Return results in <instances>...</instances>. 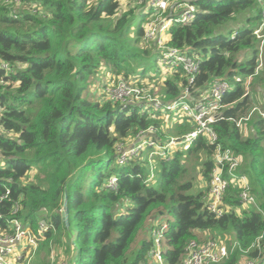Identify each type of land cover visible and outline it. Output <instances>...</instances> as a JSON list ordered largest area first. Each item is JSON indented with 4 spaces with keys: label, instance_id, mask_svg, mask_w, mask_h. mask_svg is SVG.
<instances>
[{
    "label": "trees",
    "instance_id": "obj_1",
    "mask_svg": "<svg viewBox=\"0 0 264 264\" xmlns=\"http://www.w3.org/2000/svg\"><path fill=\"white\" fill-rule=\"evenodd\" d=\"M127 1L134 6H121L120 0H22L29 6L22 10L0 0V63L8 65L0 67V235L11 233V219L17 218L44 246L55 233L68 234L69 264H142L151 244V219L161 217L167 223L166 264H180L190 240L226 235L237 247L212 264H241L243 257L264 264V123L251 117L247 136L236 126L235 119L250 108L240 83L223 96L228 105L212 127L222 147L242 156L238 170L247 176L256 206L220 216L208 210L206 192L193 190L188 166L201 155V174L208 180L217 142L202 136L188 150L157 159L152 178L143 161L130 157L117 163L119 143L150 125L159 129V138L190 129L188 123L163 125L159 111L147 103L84 94L98 72L137 82L149 71L143 58L157 61L159 52L143 40L152 6ZM190 2L196 7L191 21L171 25L168 45L199 56L195 85L253 73L260 42L253 29L262 22L264 0ZM245 10L251 15L233 25ZM261 70L251 86L264 84ZM148 78L147 91L162 101L173 100L187 83L180 69L165 78L158 70ZM112 176L114 187L108 184ZM238 193L229 186L224 203L238 206ZM64 194L68 226L61 219Z\"/></svg>",
    "mask_w": 264,
    "mask_h": 264
},
{
    "label": "built area",
    "instance_id": "obj_2",
    "mask_svg": "<svg viewBox=\"0 0 264 264\" xmlns=\"http://www.w3.org/2000/svg\"><path fill=\"white\" fill-rule=\"evenodd\" d=\"M138 1V0H137ZM139 0L138 3H143ZM152 6L153 12L143 23V40L152 42L153 48L159 52L157 64L161 75H168L180 69L187 78V83L180 94L173 100L162 101L152 96L148 91H143L132 83V80L119 78L114 86L106 88L103 96L121 102L147 103L153 111H159L158 118L165 117L171 120V125L188 123L190 129L185 132L158 137V128L150 125L145 130L133 136L131 144L122 146L119 143L117 163L122 164L128 158L143 161L149 169L148 178H152L156 167V160H168L176 151L188 150L197 137L202 136L206 142H217V132L212 125L220 117L222 108L228 104L222 101L223 96L235 82L242 85L243 96L248 95L252 80L262 67L261 48L264 43L262 22L253 29V35L259 42L257 64L253 73L246 76H235L234 81L227 78L213 77L204 87L195 85V77L199 73L201 59L198 55H191L185 48L168 45L170 27L173 23L186 24L191 21L195 6L190 0H145ZM4 3L14 5L22 0H3ZM1 69H8L6 63H0ZM135 81V80H133ZM4 82L0 76V83ZM143 96V99L132 100L130 97ZM260 104L250 105L248 112L235 119L236 126L246 129V123L251 117L256 116L264 123V92L259 94ZM2 106H0V114ZM172 118L174 120L172 121ZM169 126V125H166ZM163 126L160 127L162 129ZM142 137V138H141ZM141 138V140H137ZM212 168L208 177V191L205 205L216 216L230 210L239 213V209L256 206L255 196L250 191L249 180L246 175L239 172L242 156L229 147H222L216 143L212 153ZM116 177L109 178V186L114 187ZM239 189L240 204L236 207L224 203V195L229 186ZM7 193V192H6ZM6 193L3 197L6 196ZM2 198V197H1ZM17 209V207H15ZM14 209V210H15ZM42 225L44 223H41ZM40 225L37 232H41ZM167 227L164 219L155 222L150 229V247L146 253V260L142 264H166L163 258V232ZM9 234L0 235V264H28L30 253L37 247V233L35 234L17 218L11 219ZM223 238H206L203 241L190 240L185 247V254L180 264H212L227 258L232 250L237 247L235 241H222ZM54 264H69L56 262ZM241 264H257L254 259L246 258Z\"/></svg>",
    "mask_w": 264,
    "mask_h": 264
},
{
    "label": "rangeland",
    "instance_id": "obj_3",
    "mask_svg": "<svg viewBox=\"0 0 264 264\" xmlns=\"http://www.w3.org/2000/svg\"><path fill=\"white\" fill-rule=\"evenodd\" d=\"M139 1V0H138ZM137 1V3H138ZM121 2V6L124 5H128L130 4V7H133L134 4L132 2L128 3L127 0H120ZM23 2L21 3H17L15 4L17 9H22V10H29V6L23 4L21 5ZM139 4V3H138ZM31 9L36 10V8L34 6L31 7ZM251 13H249V11H243L241 12L238 17L236 18V20L233 23V25H238L241 24L246 17L250 16ZM261 17H264V7L261 11ZM148 46V45H147ZM261 52H262V70L260 71V76L264 77V43L263 46L261 48ZM143 61L145 62L147 69L149 70L146 75L141 79L138 80L136 82L137 79H132V83L136 84L137 87L141 88V90L143 91H147L151 86H152V81H150V79L148 78L150 73L153 74L155 71L160 70V68L158 67L157 61L154 58V56H147L143 58ZM158 69V70H157ZM164 78L167 76L166 74L162 75ZM118 78L114 75H111L109 72H98L97 74H95L94 76H91L90 78V84L88 89L84 92V94L87 93V91L90 92V94H92L94 97H101L104 98L103 96V89H104V93H106V88H110L111 86H114L116 80ZM135 80V81H133ZM139 82L141 84H139ZM264 92V84L262 83L261 80L255 82L249 89V105L251 106H255V105H259L260 104V98H259V94H262ZM154 96H158L157 94H154ZM130 99L132 100H140L143 99V96H139L138 99H136L135 96L130 97ZM259 101V103H258ZM161 121L164 122L163 125H170L171 124V120L168 119V121L166 120L167 118L162 117V118H158ZM174 120V118H172V121ZM246 129L242 130L243 132V136H247L250 135L249 133V126L251 125L250 122L248 121L246 124ZM133 141V137H129L127 139V142L122 141L121 145L122 146H126L131 144ZM263 148H264V140H263ZM202 160L201 155H200V159L199 160H194V158H191L188 162V166L190 167V175H191V179L193 181V190L194 191H199L201 190V188L198 187L200 181L203 182V180L206 182L207 180H205L204 178H202V174H201V165H200V161ZM243 160V159H242ZM242 163V162H241ZM34 174L33 172H30L29 178H32V175ZM202 178V180H201ZM203 191V190H201ZM206 197H207V192H206ZM206 200V199H205ZM242 210V209H239ZM159 219L155 218L153 220V218L151 219V224L153 222L158 221ZM44 227L41 232H38L40 235H43L44 232ZM141 232V231H140ZM139 232V234H140ZM138 234L135 242L132 244L131 249L134 248V246H136L137 241L139 240L140 235ZM39 238V237H37ZM43 237L40 236V239H42ZM231 238L227 237V238H223L221 239L224 242H229ZM70 242V243H69ZM72 241H71V237L68 236V234H65V232L57 234L55 233L52 237L51 240L45 244V246L42 244L41 240H38L37 242V247L35 248V250H33L29 257H28V264H54L56 262H67L68 258L71 255V251H70V246L72 247ZM243 259L245 260L246 257H243ZM242 259V260H243ZM241 260V261H242Z\"/></svg>",
    "mask_w": 264,
    "mask_h": 264
},
{
    "label": "water",
    "instance_id": "obj_4",
    "mask_svg": "<svg viewBox=\"0 0 264 264\" xmlns=\"http://www.w3.org/2000/svg\"><path fill=\"white\" fill-rule=\"evenodd\" d=\"M141 138H139L137 140L139 141V140H141ZM62 206H63V209L61 211V219H62L63 224L68 226V224H69V222H68V208H67L65 194L63 196Z\"/></svg>",
    "mask_w": 264,
    "mask_h": 264
},
{
    "label": "crops",
    "instance_id": "obj_5",
    "mask_svg": "<svg viewBox=\"0 0 264 264\" xmlns=\"http://www.w3.org/2000/svg\"><path fill=\"white\" fill-rule=\"evenodd\" d=\"M258 103H259V101H258ZM256 117V116H255ZM257 118V117H256ZM251 129V128H250ZM203 178V177H202ZM202 178H201V180H202ZM198 187L199 188H201V190H203V191H205V192H207L208 191V182L206 181H204L203 180V182H201L200 181V183H199V185H198ZM241 212V210H239V213ZM161 218V217H160ZM160 218H157V219H160ZM155 218H153V220H154ZM159 221V220H158ZM157 222V221H156ZM155 223V222H154ZM227 237H230L231 239L229 240V242H232V241H234V240H232V237H231V235H226V238ZM229 242H227V244L229 243Z\"/></svg>",
    "mask_w": 264,
    "mask_h": 264
},
{
    "label": "clouds",
    "instance_id": "obj_6",
    "mask_svg": "<svg viewBox=\"0 0 264 264\" xmlns=\"http://www.w3.org/2000/svg\"><path fill=\"white\" fill-rule=\"evenodd\" d=\"M207 182H208V180H207ZM42 223H44V221H42ZM44 225V224H43Z\"/></svg>",
    "mask_w": 264,
    "mask_h": 264
}]
</instances>
